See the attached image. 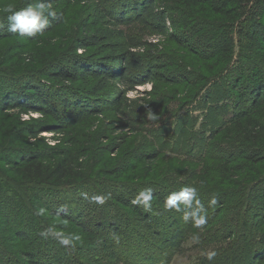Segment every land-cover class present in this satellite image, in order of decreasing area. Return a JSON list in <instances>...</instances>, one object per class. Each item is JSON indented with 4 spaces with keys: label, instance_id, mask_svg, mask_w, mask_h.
<instances>
[{
    "label": "trees",
    "instance_id": "16d2710c",
    "mask_svg": "<svg viewBox=\"0 0 264 264\" xmlns=\"http://www.w3.org/2000/svg\"><path fill=\"white\" fill-rule=\"evenodd\" d=\"M88 1L78 10V0H50L57 16L31 38L9 32L0 11V41L28 45L0 49V264H170L184 248L195 253L189 264H264V0ZM153 35L166 44L151 42ZM147 83L145 105L157 120L125 96ZM172 93L176 99L163 102ZM201 102L204 120L189 127L194 118L186 108ZM30 114L37 116L21 120ZM100 117L112 124L98 136L151 129L149 144L158 143L131 155L135 162L154 163L167 151L204 170L178 167L159 177L153 170L152 178L133 182L127 162L98 160L119 148L94 145ZM169 119L175 130L163 137ZM43 132L57 143H27ZM184 186L196 187L206 208L217 196L201 229L185 223L183 212L164 209L167 195ZM148 187L154 193L145 211L130 201ZM81 193L111 198L100 206ZM40 208L45 215L35 214ZM51 220L80 235L75 247L40 236L56 227ZM9 240L27 249L15 254ZM210 249L218 251L213 261L203 256Z\"/></svg>",
    "mask_w": 264,
    "mask_h": 264
},
{
    "label": "rangeland",
    "instance_id": "374dc122",
    "mask_svg": "<svg viewBox=\"0 0 264 264\" xmlns=\"http://www.w3.org/2000/svg\"><path fill=\"white\" fill-rule=\"evenodd\" d=\"M29 0H0V11H2V9L6 6L11 5L12 7H15L16 5L19 4H28ZM91 1V0H90ZM90 2L88 0H78L77 3V9H81L82 7L83 10H86L87 7H89ZM73 11V10H72ZM70 14L69 19L67 20V22L69 21L70 23L73 22L72 19L70 17H73L72 14L75 13V11L71 12L68 11ZM68 15V14H67ZM173 29V28H171ZM60 33L64 34L63 30H58ZM60 38V36H59ZM62 40H64V38L62 37ZM149 40L153 43H158V44H166L163 41V38L158 36V35H153L149 38ZM58 39L56 41H54V43H57ZM16 43H21L22 45H24V47H28V45H25V42H23L21 39L15 41L14 39H5V40H1L0 41V49H10L13 48V46ZM31 47V46H29ZM177 51V50H176ZM185 52L182 50H178V57H180L181 59L183 58L184 61H186V55L184 54ZM149 85L151 86V84L147 83V84H143V85H138L135 86L134 88H132L131 90H128L125 94V96L129 99H133L136 101V106H141L143 107V109H145L146 105V101H148L151 96L150 93L152 92V86L151 89L149 90ZM169 88V87H168ZM164 91V89L162 90ZM131 93V95H129ZM173 95L169 96L168 95V99L165 97L163 100V102H170L171 100H175L176 97L174 95V93H172ZM176 94V93H175ZM170 97V98H169ZM190 107L191 106H187L186 110L189 111V114L191 117L194 118V120H190L187 124L190 127V125L194 124V127L197 129L200 125V123H202V121L204 120V117H202V115H204L205 113V106L203 105V103H198L197 105H195L193 108H191L190 111ZM37 116V114H30V115H23L21 117L22 121H28L30 118H35ZM24 117H27L26 119ZM172 120V118H171ZM171 120H167V123H169L170 126H166L167 127V131L165 134H163L165 137L168 135H171L173 133V131L175 130L174 127V123L175 122H171ZM110 121V122H108ZM111 119L105 120L103 118H99L98 122H96L95 126L92 128V133H94V145H101V144H106L108 143V141H112L114 144V147L119 146V148L115 149V150H105L104 152H102V155L98 158L99 161H105L106 163H108L107 161H113V164H118L117 162H120L121 160L124 162H127L128 164H130L133 167V171H131L130 178L132 179L133 182H137V181H143V180H147L152 178L153 176H155V174H152V171L154 170V172L158 173L157 177H159V174H164V173H174L175 169H177L178 167H180L179 170L177 171H181L180 173H182L185 170H191L192 168H196L197 170L200 169L201 171L204 170V165L203 164H189V162H182L180 159L175 158L174 156H171V153H167V151H164V154H161V156L159 157L158 160H156V162H149L146 159H141L139 162H135L134 159H132L130 156L131 155H137L138 152H148L150 149H152L153 147H155V145H157L156 143H158L157 141H155L156 143H154L153 145L149 144V139L147 138L149 133H150V128H147L145 130V127L143 125V132L141 131H134L133 128H122L120 130H117L114 133H110L107 132V134H105L104 136H98V129L101 128L102 125H106L107 127L111 126ZM117 125V124H116ZM114 128V125H112ZM156 129V128H155ZM156 133V132H155ZM175 135H177L178 133H175ZM173 134V135H174ZM172 135V136H173ZM121 136L127 139L128 137V142H126L125 144L121 143L120 141H115V138ZM39 139H37L36 141L34 139H28L27 143H32L34 146H38V145H49L52 146L54 144L57 143V136L53 135L50 132H43L39 135ZM156 140H158L156 138ZM118 144V145H117ZM113 147V148H114ZM107 149V148H106ZM124 149H126V154L124 152ZM111 165V164H110ZM109 166V165H108ZM0 167L1 168H5L6 166L0 162ZM102 167V166H101ZM111 167V166H110ZM7 169V168H6ZM156 169V170H155ZM174 171V172H173ZM136 177V178H134ZM120 181H122V178H119ZM118 180V181H119ZM21 217V216H20ZM42 220V219H41ZM45 220H47V218H45ZM52 222H54V224L56 225V229L57 230H61L63 228L66 227V223L64 222H60V221H55V220H51ZM50 221V222H51ZM43 222L49 223L48 221H44ZM53 226V224H51ZM8 227V226H7ZM9 228V227H8ZM7 228V229H8ZM65 232V231H63ZM7 236H9L10 238V234L8 231L5 232ZM10 244V248L11 250L14 251V253L16 254V252H18V250L20 249H27L23 243L18 242V241H14V240H9ZM195 253L191 248H184L183 251H181L180 253H177L174 255L172 261L170 264H189L192 261V256L194 257Z\"/></svg>",
    "mask_w": 264,
    "mask_h": 264
},
{
    "label": "clouds",
    "instance_id": "9594fccd",
    "mask_svg": "<svg viewBox=\"0 0 264 264\" xmlns=\"http://www.w3.org/2000/svg\"><path fill=\"white\" fill-rule=\"evenodd\" d=\"M3 13H6L7 30L11 33H16L21 37H36L38 34H43L46 28L50 26L49 17L55 19L57 16L56 11L53 9L50 0H37L34 4H28L25 7L16 10L11 5L2 9ZM0 27H3L0 24ZM151 86L149 85V90ZM131 95V93L129 94ZM148 108V106H146ZM148 119L157 120L158 116L148 108ZM25 119L27 117H24ZM154 190L151 187L144 188L138 192V194L130 201L132 205L142 206L145 211H150L152 208ZM81 196L85 200H89L90 203L97 205H104L108 199L111 198V194L93 195L89 197L87 193H81ZM218 199L216 195H213L208 201V207L201 202L198 189L196 187L184 186L179 191L170 192L165 198L163 204L166 211L175 210L176 212H183L182 219L185 223L191 222L192 226L196 229L203 228L208 222V210L209 208H215L217 206ZM182 205L192 208L191 212L184 211ZM63 210V209H61ZM46 209L40 208L36 211L37 216H43L46 214ZM40 236L47 239L49 236L56 239L57 242L64 247H75L76 243L80 241L81 237L77 233H67L57 230L55 226H49L40 232ZM117 242H118V238ZM191 240L194 243H199L200 236L198 233H194L191 236ZM218 255V251L210 249L203 252V256L208 261H213Z\"/></svg>",
    "mask_w": 264,
    "mask_h": 264
}]
</instances>
